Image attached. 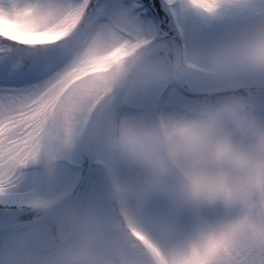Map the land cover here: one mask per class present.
Instances as JSON below:
<instances>
[{
    "label": "snow or ice",
    "instance_id": "6c2138e0",
    "mask_svg": "<svg viewBox=\"0 0 264 264\" xmlns=\"http://www.w3.org/2000/svg\"><path fill=\"white\" fill-rule=\"evenodd\" d=\"M257 28L264 0H0V264H50L71 239L59 224L69 205L89 214L81 240L110 264H167L170 250L224 221L232 223L202 264H264V157L254 150L256 137L264 149V74L200 63ZM85 47L93 56L113 48L112 71L90 78ZM139 58L159 65L165 83L143 87L145 77L132 74ZM173 58L186 69L168 73L163 62ZM225 99H241L256 117L248 136L197 126L188 143L154 157L186 177L184 186L108 147L164 121L193 123ZM233 158L250 165L242 180L209 165ZM227 193L240 203L199 202Z\"/></svg>",
    "mask_w": 264,
    "mask_h": 264
},
{
    "label": "clouds",
    "instance_id": "9594fccd",
    "mask_svg": "<svg viewBox=\"0 0 264 264\" xmlns=\"http://www.w3.org/2000/svg\"><path fill=\"white\" fill-rule=\"evenodd\" d=\"M264 28H257L253 35L239 46H224L208 52L200 61L208 72H220L226 69L248 70L264 74V40L258 39ZM114 54L113 48L105 47L95 56L85 47L82 55L88 61L87 69L90 78H97L108 74L112 69L107 67V61ZM163 68L170 74L179 73L186 69L184 61L175 58L163 62ZM161 68L152 62L150 58L135 59L132 74H141L145 77L142 86L147 88L153 85L165 83L159 75ZM127 85L124 81L117 80L116 87L123 89ZM256 119L248 105L241 99H225L211 108L202 109L193 118V123H177L169 125L166 121L158 123L154 128L144 129L138 136H115L110 140L108 147L111 151L121 154L130 160L136 167L149 169L163 177H170L178 184L184 186L187 178L169 164L165 157H156V154L169 150L179 143H188L197 126L206 127L216 136L223 135L226 127L231 126L237 135L248 136L251 125ZM199 121V125L195 122ZM255 152L264 157V149L259 145V137H256ZM179 158L187 160V153L175 154ZM230 171L239 181L248 173L249 163L244 159H230L220 161L214 159L210 166L219 164ZM158 194L159 188L154 189ZM125 194L132 197L131 190ZM167 195V193H162ZM109 195L117 198L121 195L116 189H110ZM199 202L221 203L226 207L236 206L240 203L235 193L221 194L215 199H209L201 194ZM238 222V219H237ZM232 221H224L203 233H198L183 244L170 250L165 260L167 264H202V257L206 246L215 242L220 232ZM60 226L67 231L71 239L53 250L50 264H110L107 254L96 245L81 240V234L88 228L92 221L89 214L75 205L65 207L59 217Z\"/></svg>",
    "mask_w": 264,
    "mask_h": 264
}]
</instances>
